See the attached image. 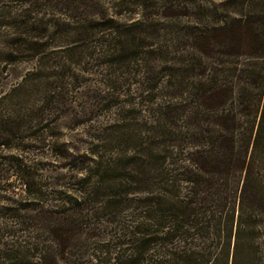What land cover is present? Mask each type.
Segmentation results:
<instances>
[{
    "label": "rangeland",
    "instance_id": "1",
    "mask_svg": "<svg viewBox=\"0 0 264 264\" xmlns=\"http://www.w3.org/2000/svg\"><path fill=\"white\" fill-rule=\"evenodd\" d=\"M189 1L0 0V264H146L127 231L150 196L117 185L135 164L108 174L119 204L83 209L66 252L49 228L105 161L147 160Z\"/></svg>",
    "mask_w": 264,
    "mask_h": 264
},
{
    "label": "trees",
    "instance_id": "2",
    "mask_svg": "<svg viewBox=\"0 0 264 264\" xmlns=\"http://www.w3.org/2000/svg\"><path fill=\"white\" fill-rule=\"evenodd\" d=\"M189 4L155 137L138 151L147 160L105 161L89 188L83 180L78 197L63 198L66 208L49 228L56 250L66 252L83 209L119 204L121 193L104 182L118 178L108 175L117 166L135 164V174L114 186L150 196L127 231L146 264H264V0Z\"/></svg>",
    "mask_w": 264,
    "mask_h": 264
}]
</instances>
